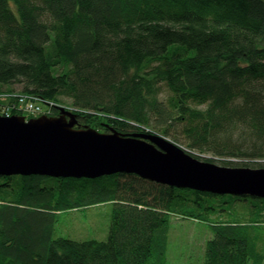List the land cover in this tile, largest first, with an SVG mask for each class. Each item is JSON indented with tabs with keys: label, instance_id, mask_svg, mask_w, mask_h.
Returning a JSON list of instances; mask_svg holds the SVG:
<instances>
[{
	"label": "trees",
	"instance_id": "1",
	"mask_svg": "<svg viewBox=\"0 0 264 264\" xmlns=\"http://www.w3.org/2000/svg\"><path fill=\"white\" fill-rule=\"evenodd\" d=\"M16 84L42 113L69 100L81 126L257 164L264 0H0V94ZM104 204L107 241L53 238L60 214ZM0 207V264H165L173 217L210 224L205 264H264V199L32 175L0 176Z\"/></svg>",
	"mask_w": 264,
	"mask_h": 264
},
{
	"label": "water",
	"instance_id": "2",
	"mask_svg": "<svg viewBox=\"0 0 264 264\" xmlns=\"http://www.w3.org/2000/svg\"><path fill=\"white\" fill-rule=\"evenodd\" d=\"M58 116H0V176L97 179L134 174L178 189L264 199V168L225 167L193 157L156 133L100 132L58 107Z\"/></svg>",
	"mask_w": 264,
	"mask_h": 264
},
{
	"label": "rangeland",
	"instance_id": "3",
	"mask_svg": "<svg viewBox=\"0 0 264 264\" xmlns=\"http://www.w3.org/2000/svg\"><path fill=\"white\" fill-rule=\"evenodd\" d=\"M11 88L14 89L12 93L0 95V111L3 108L1 102L11 104L13 102V96L21 91V86L17 84L13 85ZM69 103V100H66V106H70ZM66 106L62 107L72 111L70 107ZM43 114L48 115L49 112L42 113L41 115ZM13 115H17V113ZM18 116L29 118V115L25 113H19ZM169 139L175 142L172 137H169ZM180 146L187 150V152H191L194 156L199 157L202 161L214 160L216 164L220 165L222 157L215 156L212 153L202 154L197 150L189 149L186 145ZM226 159L227 158H224V160ZM230 160L234 163L233 167H242L243 164L248 163L250 167L259 169V163L264 164V161H260L256 164L248 159ZM113 209V205L104 204L62 213L58 216L55 223L53 238H67L79 242L91 240L107 241L111 229ZM168 237L165 264H205L207 244L214 238V233L212 227L208 223L173 217Z\"/></svg>",
	"mask_w": 264,
	"mask_h": 264
},
{
	"label": "built area",
	"instance_id": "4",
	"mask_svg": "<svg viewBox=\"0 0 264 264\" xmlns=\"http://www.w3.org/2000/svg\"><path fill=\"white\" fill-rule=\"evenodd\" d=\"M12 101L13 102L11 104L1 102L3 104V108L0 111V116L10 117L14 113H25L31 117H39L42 114L40 107L36 105V99L30 97H19L16 99L15 94Z\"/></svg>",
	"mask_w": 264,
	"mask_h": 264
},
{
	"label": "flooded vegetation",
	"instance_id": "5",
	"mask_svg": "<svg viewBox=\"0 0 264 264\" xmlns=\"http://www.w3.org/2000/svg\"><path fill=\"white\" fill-rule=\"evenodd\" d=\"M54 116H58V114L54 115Z\"/></svg>",
	"mask_w": 264,
	"mask_h": 264
},
{
	"label": "bare ground",
	"instance_id": "6",
	"mask_svg": "<svg viewBox=\"0 0 264 264\" xmlns=\"http://www.w3.org/2000/svg\"><path fill=\"white\" fill-rule=\"evenodd\" d=\"M18 115V114H17Z\"/></svg>",
	"mask_w": 264,
	"mask_h": 264
}]
</instances>
